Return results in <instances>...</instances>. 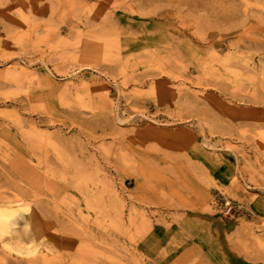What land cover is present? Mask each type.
<instances>
[{
  "label": "rangeland",
  "instance_id": "374dc122",
  "mask_svg": "<svg viewBox=\"0 0 264 264\" xmlns=\"http://www.w3.org/2000/svg\"><path fill=\"white\" fill-rule=\"evenodd\" d=\"M14 201L0 264H264V0H0Z\"/></svg>",
  "mask_w": 264,
  "mask_h": 264
},
{
  "label": "bare ground",
  "instance_id": "6f19581e",
  "mask_svg": "<svg viewBox=\"0 0 264 264\" xmlns=\"http://www.w3.org/2000/svg\"><path fill=\"white\" fill-rule=\"evenodd\" d=\"M12 204H16L17 206L12 207ZM23 211L26 213V220L27 223H29L31 215L27 208H23L22 206H20L19 201L8 202L6 205L2 204V206H0V234H9L11 232L16 219L20 218L22 214L21 212Z\"/></svg>",
  "mask_w": 264,
  "mask_h": 264
}]
</instances>
